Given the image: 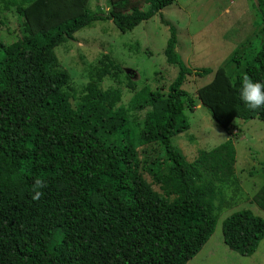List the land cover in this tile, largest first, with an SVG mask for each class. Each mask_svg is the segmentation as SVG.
Here are the masks:
<instances>
[{
  "label": "trees",
  "instance_id": "obj_1",
  "mask_svg": "<svg viewBox=\"0 0 264 264\" xmlns=\"http://www.w3.org/2000/svg\"><path fill=\"white\" fill-rule=\"evenodd\" d=\"M90 1L13 2L24 35L8 45L0 41V264H186L212 235L222 187L235 178L236 122L264 120V107L250 110L240 98L244 75L264 83V40L243 64L237 50L225 66L192 70L161 16L174 0H108L106 15L91 10ZM256 1L261 11L263 2ZM155 15L170 25L164 54L178 72L166 95H134L137 107L149 106L140 130L113 111L120 91L97 87L110 68L124 73L117 64L96 70L72 107L70 75L55 49L94 21L110 19L124 32ZM255 24L264 36V16ZM211 73L196 96L182 87L188 74ZM197 103L234 136L189 161L174 141L189 136L185 109ZM103 128L115 140L106 142ZM262 172L251 201L264 210V165ZM36 179L46 183L38 201ZM222 237L250 256L264 238V218L249 208L233 211L222 221Z\"/></svg>",
  "mask_w": 264,
  "mask_h": 264
},
{
  "label": "rangeland",
  "instance_id": "obj_2",
  "mask_svg": "<svg viewBox=\"0 0 264 264\" xmlns=\"http://www.w3.org/2000/svg\"><path fill=\"white\" fill-rule=\"evenodd\" d=\"M20 1L0 0V41L5 45L24 35L22 18L13 3ZM262 2L264 6V0ZM256 4V0H174L161 9V16L175 29L177 51L186 66L192 70L199 67L215 70L224 66L237 50H240L243 64L244 59L252 57L264 40L255 24L264 16V7L260 11ZM90 8L103 15L108 14L110 9L108 0H91ZM164 21L155 15L122 32L112 20L100 19L90 27L81 28L72 39L58 46L55 52L59 67L70 75L66 90L70 94L72 107H76L80 97L87 93L86 86L95 77L96 70L105 63L117 64L124 73H118L116 67L110 68V73L98 82L97 87L102 91H120V101L114 104L113 111L126 114L130 126L140 130L149 106L146 103L143 108L137 107L139 102L137 105L134 103V95L138 92L149 95L151 91L166 95L169 84L178 72L175 65L167 62L164 54L170 37V25ZM229 64L228 72L232 74L234 65L232 62ZM211 74H188L182 87L196 96L197 88L206 83ZM128 81L133 82V89ZM185 112L196 138L189 140L191 134L188 131L189 136L181 133L174 143L189 161L196 157L200 146L205 147L208 143L210 150L227 139L229 132L214 121L205 106L197 103L192 110L185 109ZM248 121L253 127L249 122L244 126L238 122L239 131L235 136L232 134L238 138L235 141V178L222 187L221 202L217 203H221L223 209L217 215L214 231L186 264L264 263V238L252 255L243 256L230 249L222 237V221L233 211L249 208L264 218V210L251 201L263 182L264 120L253 118ZM99 134L106 142L115 140L107 128L101 129ZM250 134L256 136L250 138ZM258 136V141H254ZM146 178L150 180L147 175ZM154 188L158 189V186Z\"/></svg>",
  "mask_w": 264,
  "mask_h": 264
},
{
  "label": "clouds",
  "instance_id": "obj_3",
  "mask_svg": "<svg viewBox=\"0 0 264 264\" xmlns=\"http://www.w3.org/2000/svg\"><path fill=\"white\" fill-rule=\"evenodd\" d=\"M240 98L242 102L250 109L255 111L256 109L264 107V83L254 82L249 76L244 75L241 78V90ZM46 187L45 181L36 179L33 183V200H40L43 192L41 189Z\"/></svg>",
  "mask_w": 264,
  "mask_h": 264
},
{
  "label": "crops",
  "instance_id": "obj_4",
  "mask_svg": "<svg viewBox=\"0 0 264 264\" xmlns=\"http://www.w3.org/2000/svg\"><path fill=\"white\" fill-rule=\"evenodd\" d=\"M242 53H244V51L242 52ZM227 63V62H226ZM225 63V64H226ZM225 66V65H224ZM211 76H212V74H211ZM211 76H209V79L211 78ZM200 105H201V103H199ZM202 106V105H201ZM250 120H252V119H250ZM247 122H249V124L251 125V127H253L252 126V123H250L251 121H246V122H243V126L244 125H246L247 124ZM238 123V121L236 122V124ZM238 127H240L239 125H238ZM189 134H191L194 138H196V135L195 134H193L192 132H191V128L189 129ZM256 136V134H250V138L251 137H255ZM227 137V136H226ZM230 137V135H228V137H227V139ZM242 138H245V136L244 137H242ZM258 139H259V136L257 137V138H255V139H253L254 141H258ZM237 140H238V138H237ZM235 141H236V139L234 140V146H235ZM200 149H203V150H209V146H208V143L205 145V147H203V146H200ZM193 160V159H192Z\"/></svg>",
  "mask_w": 264,
  "mask_h": 264
}]
</instances>
